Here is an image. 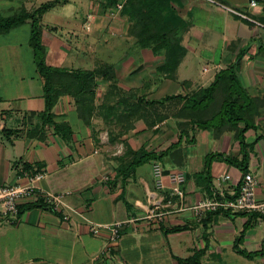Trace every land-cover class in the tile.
Here are the masks:
<instances>
[{
    "label": "crops",
    "instance_id": "crops-1",
    "mask_svg": "<svg viewBox=\"0 0 264 264\" xmlns=\"http://www.w3.org/2000/svg\"><path fill=\"white\" fill-rule=\"evenodd\" d=\"M86 1L81 19L70 13L74 28L69 38L76 41L78 51L73 61L60 63V68L67 71L92 70L106 64L95 53L100 47L116 45L117 41L109 42L107 36L136 43L128 36L127 18L119 13L111 17L110 9H103L100 0ZM215 1L219 5L205 0H169L170 8L186 26L181 39L186 52L175 79L159 75L156 70L163 59L142 49L135 59L111 65L117 89L148 100L190 94L205 88L204 84L209 86L219 70L239 58L237 76L242 87L250 96L264 100V0L257 1L254 8L249 6L250 0ZM0 2L11 13L21 7L27 11L35 9L32 0ZM69 3L66 0L65 4ZM224 7L249 16L260 25L247 22ZM197 57L211 64V77L204 76L206 67L198 76L193 73ZM109 85V81L97 80L98 108L88 123L78 115L71 97L58 99L51 113L54 122L71 128V138L65 141L54 133L51 123H44L38 115L44 110V99L43 79L36 69L27 77L9 73L1 80L0 76V185L17 184L18 175L28 167L45 174L39 183L43 191L65 194L60 212L25 209L16 225L0 228V264H177V259H186L197 251L204 252L200 264H264V257L248 260L234 250L235 240L250 215L207 212L198 220L189 209L211 196L212 182L223 174L231 176L222 184L225 193L236 190L241 173L222 159L212 161L209 174L205 175L207 156H239V145L232 134L215 139L208 130L194 129L188 138L179 139L177 124L183 120L172 115L151 126V119L146 123L141 118L125 121V117L123 122H117L110 116L109 108L99 111ZM259 111L255 117L257 131H248L245 142L252 145L247 172L257 181V198L264 201V107ZM163 112L160 109L157 113ZM130 122L128 131L110 141L109 136L114 138ZM227 135L231 136V143ZM176 147L180 154L175 153ZM141 149L155 156L171 149L156 162L166 172L184 173L182 203L169 197L166 177L165 188L156 190L151 174L154 160L135 167L124 178L117 175L133 160L128 150ZM147 165L149 168L145 169ZM157 203L160 206L155 214H162L161 218H147ZM27 205L24 203L23 207ZM115 223H122L115 243L109 241L106 231L98 236L89 232L90 226ZM172 228L183 230L169 233ZM238 248L248 253L264 249V225L252 220Z\"/></svg>",
    "mask_w": 264,
    "mask_h": 264
},
{
    "label": "trees",
    "instance_id": "trees-1",
    "mask_svg": "<svg viewBox=\"0 0 264 264\" xmlns=\"http://www.w3.org/2000/svg\"><path fill=\"white\" fill-rule=\"evenodd\" d=\"M100 2L103 9H111L118 4V0H100ZM65 3L66 0H52L31 11L21 7L13 11L11 15L0 17V35L7 34L10 30L27 22L30 24L29 45L33 50L37 74L43 79L44 110L38 115L41 116L44 123L53 125L54 133L57 136L69 141L72 135L68 125L53 121L54 116L51 111L58 99L63 96L71 97L78 115L88 123L96 111V107L98 108L95 105V91L97 80L101 79L106 82L109 81L110 85L109 92L104 95L102 105L99 106V111L105 107L109 108L110 116L117 122H123L125 117V121L141 118L146 123L151 119L149 126L172 115L183 120L177 124L179 139L188 138L189 133L194 129L208 130L215 139L230 133L239 145V156L218 154L207 156L205 175L209 174V167L215 159H222L227 164L237 168L241 174L247 173L252 145L246 144L245 134L248 131H257L255 117L260 114L259 109L264 107V100L250 96L242 87L237 76L239 58L236 59L235 64L219 70L209 86L190 94L169 95L158 100L134 97L132 93H123L117 89L114 70L111 65L100 64L92 70L67 71L64 68L51 67L45 64V48L42 43L40 22L45 13ZM169 3V0H125L119 14L129 20L128 36L135 40L137 46L148 50L152 56L163 59L162 64L157 67V73L166 79L174 80L176 71L186 52L181 45L182 34L186 26L182 19L172 11ZM110 101L113 104L109 105ZM160 109H164V112L158 114ZM152 115L155 116L154 119H152ZM130 127L131 122L129 127H122L114 138L109 136L110 141L117 139ZM177 147L175 153L180 154ZM171 149L159 156L146 153L143 149L136 152L128 150V153L133 156V160L128 166L120 168L117 175L124 178L126 173L134 170L135 167L150 160L156 162L161 157L168 155ZM29 169L27 167L26 170ZM167 173L165 171V174ZM210 190H212V185ZM31 208L53 211L40 202L25 207L21 206L20 212ZM219 213L220 211L212 212L210 215ZM257 217V215L249 216L243 231L235 240L234 250L248 260L264 257V249L248 253L238 248L250 222L254 219L257 220ZM182 230L183 228H172L169 233ZM203 253V251H197L186 259H177V264H200Z\"/></svg>",
    "mask_w": 264,
    "mask_h": 264
},
{
    "label": "built area",
    "instance_id": "built-area-1",
    "mask_svg": "<svg viewBox=\"0 0 264 264\" xmlns=\"http://www.w3.org/2000/svg\"><path fill=\"white\" fill-rule=\"evenodd\" d=\"M212 5H219L215 0H205ZM249 6L254 8L256 2L251 0ZM122 3H118L114 8L109 10L111 17L120 12ZM225 8V7H224ZM227 11L237 15L247 22L257 25L251 17L235 12L234 10L225 8ZM151 174L156 190L161 191L165 188V177L169 182V197L178 198L180 203L184 200V192L181 186L185 183V175L182 172H168L158 162H153L151 165ZM18 182L15 185H0V228L5 226L16 225L20 218V207L24 203L44 205L51 208L54 212H60L64 206V193L52 194L45 192L39 187V183L45 179V174L34 171L32 169L22 170L18 175ZM231 180V176L223 174L212 182L211 196L199 201L195 205L189 207L190 211L200 220L207 212H226L228 214L244 213L247 215H257V220L264 225V201H261L256 196L257 181L251 173L240 174L237 187L229 194H226L222 188L223 183ZM154 210L148 214L147 218H161L162 214H155V210L160 204L154 205ZM66 219V217H64ZM122 223L111 225H93L90 226L89 232L93 236H98L100 232L106 231L109 233V241L115 243L120 235Z\"/></svg>",
    "mask_w": 264,
    "mask_h": 264
},
{
    "label": "rangeland",
    "instance_id": "rangeland-1",
    "mask_svg": "<svg viewBox=\"0 0 264 264\" xmlns=\"http://www.w3.org/2000/svg\"><path fill=\"white\" fill-rule=\"evenodd\" d=\"M49 1L51 0H32V3H34L33 8H37ZM69 1V4L58 5L52 8L43 15L42 21L40 22L41 34L43 35L42 43L45 48L44 59L47 66L60 68V63L63 62V60L73 61L77 56L78 47L76 48L75 46L76 41H71L73 39L70 40L69 38L71 37L69 33H71L74 28L72 19H70V13H74L78 19H81L80 17H83L82 15L85 9L83 4H86L87 1ZM235 8L238 10L242 9L236 5ZM11 14V12L7 11V6L0 2V17ZM53 27H56L57 30L52 29ZM29 36V22L25 23L22 27L10 30L6 35H0L1 80H5L9 73L14 76L25 75L27 77L32 74L34 68L36 69L33 50L28 44ZM107 39L109 42L116 40V45L111 47H100L98 51L96 50L95 55L104 63H108V65H116L121 63L123 59H135L140 52H143L136 43L134 45V43L130 41H128V43L121 40L118 41L110 36H107ZM193 66V73L196 74V76L201 74L202 67L208 69V72L205 73L204 76L209 78L214 74L211 64H208L201 57L195 59ZM207 86L208 83L204 84V87ZM226 138L230 143L232 142L231 136ZM144 167L145 169L149 168L148 165Z\"/></svg>",
    "mask_w": 264,
    "mask_h": 264
}]
</instances>
